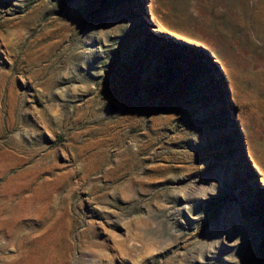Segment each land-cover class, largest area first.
I'll use <instances>...</instances> for the list:
<instances>
[{
    "label": "rangeland",
    "instance_id": "rangeland-1",
    "mask_svg": "<svg viewBox=\"0 0 264 264\" xmlns=\"http://www.w3.org/2000/svg\"><path fill=\"white\" fill-rule=\"evenodd\" d=\"M240 133L264 0H0V264H264Z\"/></svg>",
    "mask_w": 264,
    "mask_h": 264
},
{
    "label": "water",
    "instance_id": "water-1",
    "mask_svg": "<svg viewBox=\"0 0 264 264\" xmlns=\"http://www.w3.org/2000/svg\"><path fill=\"white\" fill-rule=\"evenodd\" d=\"M143 11L146 12V6L145 5L143 7ZM164 39L166 41L169 40L168 37H164ZM177 42L178 43H182L180 41H177ZM240 145H241V149H240V157H241V159L244 161V163L246 164V166L248 167V169L253 173L254 178H255V183H256L257 187L264 189V186L262 185L261 180H260V176H259L256 168L254 167V165L252 164V162H251V160H250V158L248 156L247 149H246V145L244 143V140H243V137H242V134L241 133H240Z\"/></svg>",
    "mask_w": 264,
    "mask_h": 264
}]
</instances>
